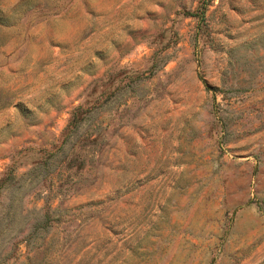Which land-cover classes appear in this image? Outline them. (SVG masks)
I'll return each mask as SVG.
<instances>
[{
  "label": "rangeland",
  "instance_id": "obj_1",
  "mask_svg": "<svg viewBox=\"0 0 264 264\" xmlns=\"http://www.w3.org/2000/svg\"><path fill=\"white\" fill-rule=\"evenodd\" d=\"M10 249L264 264V0H0Z\"/></svg>",
  "mask_w": 264,
  "mask_h": 264
},
{
  "label": "trees",
  "instance_id": "obj_2",
  "mask_svg": "<svg viewBox=\"0 0 264 264\" xmlns=\"http://www.w3.org/2000/svg\"><path fill=\"white\" fill-rule=\"evenodd\" d=\"M46 223H47V222H46V216H45V219H44L42 222L38 223V226H39V227L45 226ZM15 245H17V244H16V241H13V242H12V247L15 246ZM13 250H14V248H12V251H13ZM11 253H12V252H11V249H10L9 252H8L7 254H3V255L0 257V261H1V260H4V259L7 258V257H9V256L11 255Z\"/></svg>",
  "mask_w": 264,
  "mask_h": 264
}]
</instances>
